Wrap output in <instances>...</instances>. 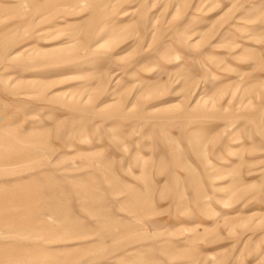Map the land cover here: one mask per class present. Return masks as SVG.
<instances>
[{
	"label": "rangeland",
	"instance_id": "obj_1",
	"mask_svg": "<svg viewBox=\"0 0 264 264\" xmlns=\"http://www.w3.org/2000/svg\"><path fill=\"white\" fill-rule=\"evenodd\" d=\"M0 264H264V0H0Z\"/></svg>",
	"mask_w": 264,
	"mask_h": 264
}]
</instances>
